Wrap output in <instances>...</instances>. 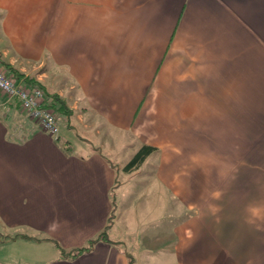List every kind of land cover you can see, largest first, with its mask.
I'll use <instances>...</instances> for the list:
<instances>
[{"label":"crops","instance_id":"0c3cea01","mask_svg":"<svg viewBox=\"0 0 264 264\" xmlns=\"http://www.w3.org/2000/svg\"><path fill=\"white\" fill-rule=\"evenodd\" d=\"M7 63L96 142L0 90V264H264V0H0ZM123 133L157 148L136 191L145 171L105 150ZM115 186L111 240L61 257L55 240L106 226Z\"/></svg>","mask_w":264,"mask_h":264},{"label":"trees","instance_id":"16d2710c","mask_svg":"<svg viewBox=\"0 0 264 264\" xmlns=\"http://www.w3.org/2000/svg\"><path fill=\"white\" fill-rule=\"evenodd\" d=\"M4 68L7 72H9L15 79H17V82L21 83V81H26L30 83L29 86H39L43 87L42 83L36 81L33 77H24V73H21L19 69L16 67L10 65L9 63L5 64ZM43 89V88H42ZM44 105L47 107L52 108L54 111L57 112V114L61 117V119H64V117L69 118L73 115L72 108L68 105L67 100L61 96L57 92L49 93L47 94V97H45ZM66 148H70V146L66 143ZM157 148L150 144H142L141 147L135 152L133 157L125 164L123 167V170L125 173H132L138 168L142 166V164L147 160V158L156 150ZM117 186V185H116ZM116 186L113 189V210L108 218V222L106 226L94 237L90 238L86 245L75 247L70 250H66L64 247L60 245L58 241L55 239V243L57 244L58 248L61 252V257H68V258H75L79 254L90 251L93 249L95 244L100 240H109L108 230L110 226L112 225V222L114 221V211H115V196H116ZM22 234L24 237L33 238V239H41L40 237L36 235L29 234L27 232H17L15 235ZM46 238V237H45ZM111 240V239H110Z\"/></svg>","mask_w":264,"mask_h":264},{"label":"built area","instance_id":"2783aa9c","mask_svg":"<svg viewBox=\"0 0 264 264\" xmlns=\"http://www.w3.org/2000/svg\"><path fill=\"white\" fill-rule=\"evenodd\" d=\"M0 90L9 100L18 98L22 107L45 132L58 137L62 119L56 111L44 105L45 94L41 87L17 82V79L0 65Z\"/></svg>","mask_w":264,"mask_h":264},{"label":"rangeland","instance_id":"374dc122","mask_svg":"<svg viewBox=\"0 0 264 264\" xmlns=\"http://www.w3.org/2000/svg\"><path fill=\"white\" fill-rule=\"evenodd\" d=\"M68 102H73L74 99L68 97ZM67 118L64 117V122L61 123V127H60V133H63L62 135L65 136L64 139H70L72 141V144L77 147L79 146L77 144V141L79 142V138L77 137L76 133H80V135L84 136V137H89V133L84 130L83 125L78 124V123H74V125L76 126L75 128L69 127L66 124ZM67 136V137H66ZM119 139H116V151L115 150H111L108 147H105L106 152L108 153V155L117 163V166H120V164L122 163H127L135 154L136 150H137V146L138 144H136V142L132 139V137L126 133L123 134H119ZM93 142H96V140L94 139L93 136L89 137ZM79 139V140H78ZM81 141V140H80ZM97 144V143H96ZM154 163V159L152 157L147 158V160L142 164L141 169L144 172L143 174H138L137 176V180H141L139 182H135L134 184V188L135 191L136 189H141L143 188V185H146L147 183V178L149 177L147 170H151L152 169V165ZM120 171V169H119ZM124 175L123 172H120L119 176L122 178ZM146 182V183H143ZM169 197V196H168ZM168 197L167 199H165L166 203L168 202ZM147 200V197L144 199ZM168 211L167 206L165 208H163L162 214H166ZM169 214L171 213V208L169 209ZM186 214H189V212H186L183 216H186ZM1 227H0V241L3 239L2 238V233L3 231H1ZM9 246L11 247L12 244H3L0 242V254L1 253H7L9 251V249H6L5 247ZM14 245V244H13ZM14 250V249H12ZM3 251V252H2Z\"/></svg>","mask_w":264,"mask_h":264}]
</instances>
